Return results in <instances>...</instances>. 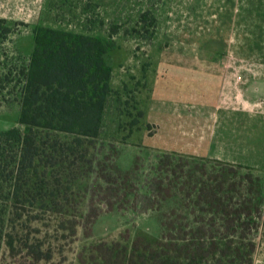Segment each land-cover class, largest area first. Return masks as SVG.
I'll return each mask as SVG.
<instances>
[{
	"label": "trees",
	"instance_id": "trees-1",
	"mask_svg": "<svg viewBox=\"0 0 264 264\" xmlns=\"http://www.w3.org/2000/svg\"><path fill=\"white\" fill-rule=\"evenodd\" d=\"M4 24L0 18L7 34ZM33 38L19 75L20 127L0 130V264H65L79 229L99 217L85 215L83 186L94 173L90 150L116 93V43L41 24ZM229 167L174 152H160L144 181L138 164L129 171L110 167L99 187L110 209L155 212L169 201L177 207L161 214V239L103 241L79 264H252L263 196L251 187L242 200L241 187L227 179Z\"/></svg>",
	"mask_w": 264,
	"mask_h": 264
},
{
	"label": "rangeland",
	"instance_id": "rangeland-1",
	"mask_svg": "<svg viewBox=\"0 0 264 264\" xmlns=\"http://www.w3.org/2000/svg\"><path fill=\"white\" fill-rule=\"evenodd\" d=\"M261 6L264 0H0V18L10 29L7 34L0 29V130L20 127L19 75L32 53L36 25L100 36L116 43L111 54L116 93L107 109L103 133L90 150L94 173L83 186L88 192L85 215L99 213V217L91 227L79 229L78 242L65 252V264H79V257L91 246L122 236L129 235L131 241L139 237L150 242L161 239V214L175 209V201L155 212L110 209L101 201L105 197L99 189L105 184L101 177H106L114 165L129 171L138 164L144 181L157 164L162 151L153 147L164 133L155 137L157 128L150 123L159 119L148 112L157 65L201 64L204 59V63L230 66L239 82L264 80L261 57L232 53L234 49L256 47L259 37L252 30L260 23ZM244 18L250 20L248 30L244 29ZM142 111L145 117L135 125ZM211 169L208 167L207 172H213ZM227 170L229 183L241 187L242 200L251 196L246 193L248 188L261 189L260 218L251 237L255 242L252 264H264V177L237 166Z\"/></svg>",
	"mask_w": 264,
	"mask_h": 264
},
{
	"label": "crops",
	"instance_id": "crops-1",
	"mask_svg": "<svg viewBox=\"0 0 264 264\" xmlns=\"http://www.w3.org/2000/svg\"><path fill=\"white\" fill-rule=\"evenodd\" d=\"M261 8L260 23L252 28L259 43L233 54L264 60ZM244 21L248 30L250 20ZM205 61L155 67L148 112L159 119L150 123L157 128L155 137L164 134L154 150L218 160L264 177V80L239 82L230 66Z\"/></svg>",
	"mask_w": 264,
	"mask_h": 264
}]
</instances>
